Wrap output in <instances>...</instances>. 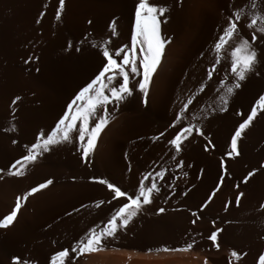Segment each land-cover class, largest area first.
<instances>
[{
    "label": "bare ground",
    "instance_id": "1",
    "mask_svg": "<svg viewBox=\"0 0 264 264\" xmlns=\"http://www.w3.org/2000/svg\"><path fill=\"white\" fill-rule=\"evenodd\" d=\"M151 2L166 9L159 18L166 42L147 96L138 89L141 77L130 78L132 95L116 106L108 105V124L87 161L81 159L78 141L63 142L20 169L23 175L14 176L8 174L11 165L27 154L37 137L46 138L67 102L102 67L103 57L92 45L108 41L113 50L131 47L137 0H65L59 19L55 15L59 0H0V218L11 211L18 196L53 181L22 199L13 224L0 229V264H11L14 256L50 264L55 252L71 248L120 204L101 184L89 183L104 179L133 194L144 174L151 177L144 183L150 186L154 180L159 191L151 194L152 202L126 228L104 241L105 246L137 248L139 242L134 241L143 238L154 248L197 243L216 249L208 236L220 227L217 243L226 252L241 254L234 258L236 264H258L264 252V208L260 207L264 204V113L258 112L238 138L239 154L229 157L227 152L236 127L264 94V43L256 42L259 74H251L223 105L221 97L227 93L219 80L230 83V58L221 54L218 70L209 80L206 72L215 58L209 48L225 16L243 0ZM113 22L115 35L109 27ZM241 35L249 38L248 30ZM189 99L193 103L183 109ZM188 126L202 134L189 135L177 153L168 141L180 127ZM157 171L164 172L162 178L154 176ZM249 172L253 175L244 182ZM220 183L212 203L203 206L211 187ZM96 201L104 203L94 209ZM212 213L216 219L224 216L226 224H210ZM88 255L87 264H158L127 260V256Z\"/></svg>",
    "mask_w": 264,
    "mask_h": 264
},
{
    "label": "snow or ice",
    "instance_id": "2",
    "mask_svg": "<svg viewBox=\"0 0 264 264\" xmlns=\"http://www.w3.org/2000/svg\"><path fill=\"white\" fill-rule=\"evenodd\" d=\"M65 0H59V7L56 9L55 15L59 19L61 9L64 7ZM234 11H230L224 18V23L219 27L210 52L215 54L214 61L210 65V70L206 72L207 78L212 79L213 73L217 71L216 65L221 63V54L224 53L230 58V66L228 71L231 73L230 83L225 84V79L219 80V85L225 88L227 96H222L223 105L228 104V98L234 94L235 90L242 87V82L253 74H259L256 66L259 63L256 42L259 39L264 43V0H243L242 4L234 5ZM166 9L152 3L151 0H137L134 6V24L131 29V47L128 49H110L108 41H101L99 44H93L94 48H98L100 55L103 57L102 67L99 71L67 102L63 114L58 119L55 128L46 135V138L37 137V142L27 149V154L16 160L8 170L9 175L21 176L23 172L20 169L25 168L29 163H35L38 156L48 153L51 146H56L63 142L78 141L77 150L81 152V159L87 161L90 152L95 149L101 132L108 124L109 109L108 105L116 106L125 99L126 96L132 95V89L129 87L130 78L140 76L137 81L138 89L147 96L149 81L157 70V66L161 62V56L164 49L165 38L161 36L160 24L163 22L159 18L165 14ZM43 15V13H41ZM39 22V21H37ZM112 29V35L116 34L115 22L109 25ZM247 29L249 38L241 35L242 31ZM259 34V35H257ZM137 45L139 47L137 48ZM79 51V49H77ZM27 63V61H25ZM203 91V85H201ZM19 97L16 98L18 100ZM16 100L12 103L15 104ZM146 103V100L143 101ZM191 99L187 100L182 108L187 109L192 104ZM223 107L221 111H223ZM258 112L264 113V94H260L251 106L250 112L246 118L236 127L234 134L231 136L230 151L227 152L229 157L238 155L237 140L242 132L248 128ZM237 115L241 113L237 112ZM176 120H181V115H176ZM195 132L201 135V130L194 126L180 127L168 143L177 153L181 151L182 141ZM160 135H163L161 133ZM153 140L157 137H152ZM13 143H16L13 140ZM206 151L208 148L205 149ZM180 167V164H177ZM264 167V165H261ZM221 171H225V163H220ZM163 171H157L154 176L162 178ZM253 173L249 172L244 177V182ZM149 174H144L139 182L137 191L133 194L122 191L118 186L108 183L104 179H98L94 182L106 185L107 189L112 193V200H120V206L114 210L113 214L108 218L106 224L99 230L96 227L89 228L85 236L77 240L71 248H65L55 252L51 256L50 264H72L75 257L85 254L98 253L105 250L104 241L107 238H115L116 233L120 229L128 226L129 222L142 211L144 205H149L151 194L159 191L156 183L151 182L150 186L146 185L145 180H150ZM224 176L220 177L222 181ZM53 183L47 180L35 187H32L24 195L16 198L15 206L11 211L0 218V229H7L17 216V212L21 207V200L26 199L42 189L47 188ZM219 188V184L217 185ZM237 195L236 200L239 202L241 196ZM212 199L209 195L208 200ZM101 201L100 204H103ZM111 203V201H109ZM100 204L96 206L99 207ZM227 207V205H225ZM264 208V204L260 205ZM159 209L158 212H163ZM196 216V213H192ZM199 219V217H197ZM194 222V221H193ZM221 229L216 228L210 233L208 239L212 245L219 249L217 243V234ZM192 248V244H187L183 248H161L157 251H188ZM229 255L239 259L240 253L231 251ZM11 264H28L22 261L20 257H12ZM206 264V262H205ZM258 264H264V252L258 256Z\"/></svg>",
    "mask_w": 264,
    "mask_h": 264
},
{
    "label": "rangeland",
    "instance_id": "3",
    "mask_svg": "<svg viewBox=\"0 0 264 264\" xmlns=\"http://www.w3.org/2000/svg\"><path fill=\"white\" fill-rule=\"evenodd\" d=\"M89 184L96 185L99 183H89ZM111 184L118 186L115 183H111ZM226 184L227 183H224L223 187H226ZM102 187L105 190H108L106 185H102ZM221 187H222V183L219 184V188H217V186L211 187L209 195H212V199L209 201L208 200L209 195H208L207 200L205 201V204H203V206L207 207L208 205H210L212 203V201L215 198L214 197L215 193H218L221 190ZM121 190L124 191L123 189H121ZM97 204H99L98 201L95 202L94 209L98 208L96 206ZM119 206H120V204H118L115 207V209H117ZM212 216H214V217H212V220H210L209 223L212 224L213 226H217V223H219L218 225H220L221 222L222 223L225 222V224H226V218L224 216H222V215L217 216V219H219V220L216 219L215 214L212 213ZM108 218H110L109 215L99 220L98 225L96 226L97 230H99L100 228H102L104 226V224H106ZM217 221H219V222H217ZM219 229L222 230V228H220V227H219ZM134 242L135 243L137 242L136 244H138V242H139V244H138L139 247L136 248V247H129V246H111V245H109V246H105L104 251L98 252V253H92L93 255L91 254L90 256H95V257L105 258V259L108 257L111 258L112 256L113 257L117 256V257H121V258L125 259V257L127 256L126 257L127 260H140L141 259V260L148 261L151 263L156 262L158 264H205V262H206V264H236L234 258L229 255V253L231 251H228V249H227L228 252H226L225 248L222 249L219 247V249H217V248L213 249L210 246L204 245V247H203V245L201 246L197 243H194V244H192V248L189 249L188 251L163 252V251H157V249L166 248L165 246L161 247V245L155 244V248H154V245H151L149 240H146L143 238H138V240H135ZM142 244H143V246H142ZM198 245H199V247H198ZM156 246H157V248H156ZM183 247H186V246H181V247L179 246V247H172V248L169 247V249L183 248ZM167 248H168V246H167ZM214 251H215V253H214ZM213 253H214V255H213ZM85 255L87 256L88 254H85ZM85 255H83V257H85V258L82 257L83 260L81 259V257H80V259L82 260V262L84 264H87L88 261H86L87 260L86 258H88L89 255L87 257ZM215 255H217V256H215ZM81 260L77 261V263L75 262V264H81L82 263ZM27 262H28V264H33L30 261H27Z\"/></svg>",
    "mask_w": 264,
    "mask_h": 264
}]
</instances>
